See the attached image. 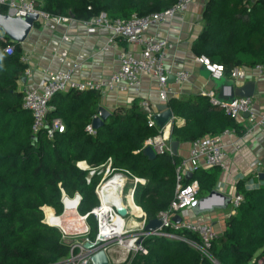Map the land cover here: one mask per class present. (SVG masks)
Instances as JSON below:
<instances>
[{"label":"trees","instance_id":"trees-1","mask_svg":"<svg viewBox=\"0 0 264 264\" xmlns=\"http://www.w3.org/2000/svg\"><path fill=\"white\" fill-rule=\"evenodd\" d=\"M176 1L43 0L41 8L51 15H68L81 21L101 12L110 19H129L134 14L163 11ZM245 1L207 0L204 28L192 44L194 54L222 64L226 74L235 66L251 69L264 64V0ZM6 12V7L0 6V13ZM8 44L14 46L10 54L4 51ZM19 46L0 34V264H59L70 255L71 247L58 228L45 222L43 207H52L60 215L61 190L69 196L76 192L81 195L80 215L99 204L95 189L102 174L89 176L78 162L97 167L111 158L113 169H126L148 179L134 192L135 203L148 221L167 210L173 200L174 164L179 157L165 154L150 159L144 154L145 139L158 135L161 129L147 124L138 99L128 107L112 110L103 125L89 133L86 126L97 114L101 98L93 90L70 89L55 94L46 118H60L64 130L55 132L52 139L45 130L32 135V117L23 107L24 93L19 83L27 69L20 61ZM168 102L174 116L185 120L182 125L171 123V141L191 143L235 127L234 118L222 107L212 105L205 95L191 94L186 100L172 97ZM206 169L198 167L190 179H184L185 183L198 181L197 196L207 195L215 184L217 176ZM238 193L243 201L235 214L225 218L223 231L212 241V255L218 264H263L264 182L246 188L240 181ZM87 222V237L93 240L96 221L90 215ZM178 232L197 238L186 231ZM143 243L148 253L133 254L127 263L213 264L186 242L171 237L149 236Z\"/></svg>","mask_w":264,"mask_h":264},{"label":"built area","instance_id":"built-area-1","mask_svg":"<svg viewBox=\"0 0 264 264\" xmlns=\"http://www.w3.org/2000/svg\"><path fill=\"white\" fill-rule=\"evenodd\" d=\"M194 0H177L174 5L163 10L151 12L145 15H132L129 19H110L103 12L97 16H93L86 21H83L87 27L88 33H95L99 28H105L110 32L108 44H112L116 39H121L127 44L135 45L138 51L121 50L117 55L118 68L105 78L99 80L78 79L74 77L76 66L65 70L46 69L43 74L30 82H26L22 86L23 107L31 113L32 135H37L40 130H45L48 138L52 139L55 132L64 130V123L60 118H54L48 121L46 118L47 112L50 110L49 101L51 98L60 92L70 89L78 91L93 90L99 93L104 91L116 90L119 93L136 92L138 93L142 87L141 77L144 74L151 75L156 79L157 97L161 102H168L169 99L176 95L175 83L182 84L190 77V72L185 69L171 71L165 66V58L168 51L175 47V41L168 35H164L159 31L150 32L153 25L162 24L176 15L185 13ZM0 6L6 7L7 12L13 17H24L28 14H36L39 22H52L56 25L67 23L71 20L68 15H51L41 8V4L37 0H0ZM64 42L70 39L67 35L63 37ZM14 46L8 44L4 51L7 54L12 53ZM20 61L25 63L26 57L21 56ZM196 61L204 66L209 76L213 80H222L230 78L232 80H246L249 75V70H252L259 78H264V64L258 63L251 69L244 66H235L226 74L225 67L222 64L211 62L206 56L201 55L196 58ZM170 75H174V83L168 82ZM24 76L29 77L30 72L25 71ZM214 106H220L224 112L232 118H235L245 112H248L249 117L253 120L255 126L264 132V108L259 112H254L252 97H236L232 101H220L215 98L214 92H205ZM141 108L145 111L147 124L155 126L153 121V109L148 101H140ZM89 133H94L91 124L86 126ZM232 133L231 129H225L222 132L214 135H205L193 140L190 143V149L187 155L181 157L175 165L176 186L174 190L173 200L167 210L158 214L162 220V226L156 234H150L143 231V226L147 222L146 215L143 212L142 219L139 225H123L121 228L115 223L117 217H121L114 205V195L104 188L117 187L115 198L120 200V205H124L128 210V216L132 215L129 208V197L134 202V192L138 184H146L145 178L134 176L126 169H113L112 159L109 158L105 164L93 167L86 161H80L77 166L88 171L89 176L94 174H102L101 180L96 186L95 193L99 204L89 212L96 221L95 238L87 237L90 227L86 222V215H80L78 206L81 201V195L76 192L73 196L67 195L64 190H61V203L63 205V215L66 212L67 204L73 202V208L76 212L77 220L80 219L84 223V229L81 230H66L59 225H54L47 220L45 222L58 228L63 236V239L70 236H85L83 240L72 239L70 242V255L64 258L59 264H92L90 256L92 251L85 250L83 243L85 241H100L105 246V250L113 245L124 249L127 254L140 253L146 255L147 248L144 246V240L149 236L171 237L180 241L186 242L201 256L210 260L213 264H218L212 255V241L217 236L214 227L202 219L196 220H181L180 223H175L171 217L179 214L181 210L189 208L198 200L199 183L196 179L185 183L186 174H192L198 167H223L225 163L226 153L222 144L223 137ZM152 147L157 155H173L172 148L169 143L168 133L166 130H161L158 135L151 136L145 139L143 150L145 147ZM235 147L239 146L235 144ZM83 163L84 165H80ZM257 163H253L252 166ZM119 178V183H112L113 179ZM128 181L131 186L127 188ZM127 191V205L124 204V192ZM243 201V195L236 193L230 199V214H235L236 209ZM103 206L108 207V215H103ZM44 210V208H43ZM45 213V211H44ZM46 214V213H45ZM229 214V215H230ZM57 215V217L61 216ZM133 216V215H132ZM125 219V218H123ZM117 228V229H116ZM178 231H186L196 235L197 238H188ZM68 240V239H67ZM94 252V251H93ZM127 258L120 264L127 263ZM264 264V261H260Z\"/></svg>","mask_w":264,"mask_h":264},{"label":"crops","instance_id":"crops-1","mask_svg":"<svg viewBox=\"0 0 264 264\" xmlns=\"http://www.w3.org/2000/svg\"><path fill=\"white\" fill-rule=\"evenodd\" d=\"M37 1L40 4L43 2V0ZM206 1L194 0L182 15H176L162 24L153 25L150 29V32L159 31L175 41V47L168 51L165 58L166 68L171 71L185 69L190 72V77L186 82L174 84L176 95L173 97L186 100L191 94L204 95L205 92L213 91L216 99L226 101L220 97L222 93L228 95L231 87L237 88L248 81H253L252 110L259 112L264 108V78L257 77L252 70H249L246 80H232L230 78L213 80L204 66L196 61L198 55L194 54L192 44L204 28L203 13ZM70 17L69 22L59 25L52 22H39V25L32 27L25 41L19 43L21 56L26 57L25 64L27 71L30 72L29 77L24 76L22 78L24 83L39 78L46 69L65 70L73 66H76L75 78L99 80L117 70L118 52L121 50L138 51L137 46L127 44L121 39H116L114 43L108 44L110 36L108 30L99 28L95 33H88L83 21ZM64 35L69 37L68 42L63 41ZM22 79L19 80L21 86L24 84ZM141 80L142 87L138 93H119L116 90L100 93L99 106L111 112L118 107L130 106L135 99H138L139 103L142 100L148 101L154 113L157 112L156 107L159 104L167 103L169 106V102H161L158 99L157 82L154 77L144 74ZM173 121L179 125L185 122L183 118L175 116ZM234 122L235 127L231 128L232 133L223 137L222 140L226 153L224 166L203 167L207 168L206 170L210 169L217 176L212 188L217 194L208 201L201 203V207L205 211L198 213L197 209L191 206L181 210L178 214L182 220L202 219L210 223L217 234L223 231L224 220L230 214V199L238 193V183L243 181L246 188H253L264 182L259 176L264 174V132L255 126L247 114L235 117ZM168 137L169 143H171L170 134ZM235 144L239 147L236 148ZM189 149L190 142H178L176 154L173 155H177L180 159L188 154ZM255 162L257 164L252 166ZM203 171L199 170L198 173ZM192 175L193 173L189 175L188 179ZM146 180L148 183V179ZM202 197L204 196H198V199ZM130 204L133 209L132 212L136 218H139L143 212L140 206L136 203L132 204V202ZM141 220L139 219V222ZM106 254L110 264H120L125 258L128 259L133 255L132 253L127 254L121 248L114 250L113 246L106 249Z\"/></svg>","mask_w":264,"mask_h":264},{"label":"water","instance_id":"water-1","mask_svg":"<svg viewBox=\"0 0 264 264\" xmlns=\"http://www.w3.org/2000/svg\"><path fill=\"white\" fill-rule=\"evenodd\" d=\"M39 22L38 17L36 14H28L24 17H13L10 13L2 14L0 13V33L9 38L10 41L16 43H22L28 37L32 27L35 23ZM174 81V75H170L168 78V82ZM24 83V79H22ZM254 94V82L248 81L244 85L234 88L231 87L230 93L228 95H224L223 93L220 97L226 99V101H232L236 97H252ZM221 101V100H220ZM157 112L153 115V121L156 127L160 128L161 130H166L168 135L170 134V127L171 122L174 118L172 109L168 106L167 103L157 105ZM111 114L109 110L106 108L99 106L97 110V114L93 117L91 126L93 129H98L101 127L105 121V119ZM243 114H249L245 112ZM172 148V153L176 154L178 142L171 141L170 143ZM144 154L147 155L150 159L156 157L152 147L147 146L143 150ZM190 173L186 174V178L188 179ZM262 180H264V174L259 175ZM217 193L214 190H211L207 196H204L198 199L193 207L197 209V212L205 211L201 207V203H204L212 198L213 195ZM117 213L123 217H128V210L124 205H119L116 208ZM90 213L86 214V220L90 216ZM171 219L175 223H180L182 218L176 214L171 217ZM162 220L157 216L148 220L144 226L143 231L152 234H156L157 231L162 226ZM163 237V236H159ZM85 250L92 251L90 256V260L92 264H110L109 258L106 254L105 246L100 241H95L94 243L91 241H85L83 244ZM94 251V252H93Z\"/></svg>","mask_w":264,"mask_h":264},{"label":"bare ground","instance_id":"bare-ground-1","mask_svg":"<svg viewBox=\"0 0 264 264\" xmlns=\"http://www.w3.org/2000/svg\"><path fill=\"white\" fill-rule=\"evenodd\" d=\"M166 133H168V132L166 131ZM80 165H84V164L80 163ZM119 181H120L119 178H115V179H113L112 183H119ZM116 188L115 187L114 188L113 187L112 188L111 187L104 188V191L106 189H108L107 191L108 192L110 191L112 193V195H114V198H113L114 199V201H113L114 205H118L119 206L121 202H120L119 199L115 198ZM130 202L133 203L131 197H129L128 204H129V208H130V211H131V214L133 215V217L130 218L129 224L133 225L134 227H136V226L139 225V219L143 216V212L141 213V216L139 218H136V215L132 212L133 209H132V206H131ZM73 204H74L73 202H71L70 204H67L66 212L63 215L59 216V217H57V215L54 213L52 207H49V206L43 207L44 211L46 213L47 220L50 223H52L54 225H59V226L63 227L66 230H74V229L81 230V229H84L83 221H81L80 219L77 220V218H76L77 216H76V212L74 211ZM103 210H104L103 215L107 216L108 213H109L108 212V207L103 206ZM115 223L118 224V227L121 228L123 225H126L127 221H126V219H123V218L121 219V218L117 217L115 219Z\"/></svg>","mask_w":264,"mask_h":264},{"label":"rangeland","instance_id":"rangeland-1","mask_svg":"<svg viewBox=\"0 0 264 264\" xmlns=\"http://www.w3.org/2000/svg\"><path fill=\"white\" fill-rule=\"evenodd\" d=\"M131 186V182L130 181H128V187H130ZM129 189H127L125 192H124V204H126L127 205V197H125V194L127 193V191H128ZM135 200H134V202L132 203V204H135ZM137 203V202H136ZM135 207H138L137 205H135ZM53 211H54V213H55V210L53 209ZM45 214V213H44ZM56 214V213H55ZM62 214V213H61ZM60 214V215H61ZM46 215V214H45ZM57 215V214H56ZM133 216L132 215H129L128 217H126L125 219H126V221H127V224L130 226V224H129V220H130V218H132ZM87 222V221H86ZM88 223V222H87ZM89 225V224H88ZM90 227V226H89ZM68 239V240H67ZM72 239H79V240H83L84 239V237L83 236H70L69 238H66L65 239V241L67 242V243H69L70 244V242H69V240H71L72 241ZM191 247V246H190ZM120 247L119 246H114L113 245V249L115 250V249H119Z\"/></svg>","mask_w":264,"mask_h":264}]
</instances>
